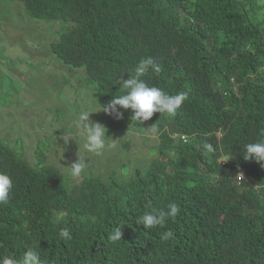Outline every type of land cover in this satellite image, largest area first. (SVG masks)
Segmentation results:
<instances>
[{"label": "trees", "instance_id": "16d2710c", "mask_svg": "<svg viewBox=\"0 0 264 264\" xmlns=\"http://www.w3.org/2000/svg\"><path fill=\"white\" fill-rule=\"evenodd\" d=\"M18 1L31 18L74 22L50 49L64 65L84 68L102 107L124 94L127 71L149 56L161 71L143 79L187 99L174 117L154 112L146 120L159 155L127 180L83 176L70 190L43 164L38 143L33 167L0 139V171L13 180L0 204V256L19 259L32 247L47 264H264V167L243 158L264 127V3ZM169 202L180 205L175 220L137 223ZM117 226L122 239L112 243ZM168 229L174 239L162 241Z\"/></svg>", "mask_w": 264, "mask_h": 264}, {"label": "rangeland", "instance_id": "374dc122", "mask_svg": "<svg viewBox=\"0 0 264 264\" xmlns=\"http://www.w3.org/2000/svg\"><path fill=\"white\" fill-rule=\"evenodd\" d=\"M72 25L31 18L20 1L0 0V139L33 167L38 143L43 164L55 166L70 190L69 184L77 185L83 176L131 179L159 155L152 124L136 122L124 110L120 119L105 113L84 68L64 65L51 51V42ZM86 109L96 111L90 119L103 124L106 139L115 144L100 155L86 152L84 138L77 134L75 121ZM66 133L75 138L67 145L60 138ZM79 157L87 167L81 178H73L68 167Z\"/></svg>", "mask_w": 264, "mask_h": 264}, {"label": "clouds", "instance_id": "9594fccd", "mask_svg": "<svg viewBox=\"0 0 264 264\" xmlns=\"http://www.w3.org/2000/svg\"><path fill=\"white\" fill-rule=\"evenodd\" d=\"M151 69L152 72L159 73L161 66L151 57L141 58L139 62L127 72L130 74L129 78L123 80L124 94L114 96L107 105L102 107V110L120 119L123 113L119 110L132 109L134 115L132 120L146 121L153 116L154 112H160L170 117H174L177 110L181 107L183 102L187 99L186 92L178 94H169L164 89L155 85H149L143 77ZM96 111L83 110L79 113L78 119L75 121L77 134L84 138L83 147L88 153L100 155L106 148H113L115 144L106 139L105 126L97 121L90 119V113ZM152 130L155 132L156 127L153 124ZM65 145L70 139H74L71 134H63L62 137ZM207 152L215 151L212 144H205ZM243 158L247 161L255 159L264 167V127L258 130V138L254 142L246 143L243 146ZM87 167L86 159L79 157L68 167V173L73 178H81V174ZM13 187V180L9 173L0 171V204L8 202L9 193ZM180 205L176 202H169L165 209L152 210L145 212L137 219V223L143 224L145 228L151 229L157 226L163 227L169 218L175 220L180 212ZM121 227H116L114 231L109 232L107 239L116 243L122 239ZM59 236L65 241L71 240L70 230L68 228H61ZM160 239L168 241L174 239V232L171 229L164 231ZM0 264H47L42 260L40 253L34 248H28L23 255L17 259L12 254L0 256Z\"/></svg>", "mask_w": 264, "mask_h": 264}, {"label": "built area", "instance_id": "2783aa9c", "mask_svg": "<svg viewBox=\"0 0 264 264\" xmlns=\"http://www.w3.org/2000/svg\"><path fill=\"white\" fill-rule=\"evenodd\" d=\"M242 178H243V176H242V175H239V176H238V179H239V180H240V179H242Z\"/></svg>", "mask_w": 264, "mask_h": 264}, {"label": "bare ground", "instance_id": "6f19581e", "mask_svg": "<svg viewBox=\"0 0 264 264\" xmlns=\"http://www.w3.org/2000/svg\"><path fill=\"white\" fill-rule=\"evenodd\" d=\"M1 109V108H0Z\"/></svg>", "mask_w": 264, "mask_h": 264}]
</instances>
